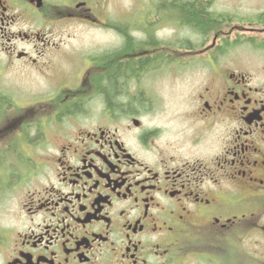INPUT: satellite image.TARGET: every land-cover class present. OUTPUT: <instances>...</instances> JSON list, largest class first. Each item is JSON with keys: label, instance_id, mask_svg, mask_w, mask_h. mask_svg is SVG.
Returning a JSON list of instances; mask_svg holds the SVG:
<instances>
[{"label": "flooded vegetation", "instance_id": "obj_1", "mask_svg": "<svg viewBox=\"0 0 264 264\" xmlns=\"http://www.w3.org/2000/svg\"><path fill=\"white\" fill-rule=\"evenodd\" d=\"M122 5L0 0V264H264V10Z\"/></svg>", "mask_w": 264, "mask_h": 264}, {"label": "rangeland", "instance_id": "obj_2", "mask_svg": "<svg viewBox=\"0 0 264 264\" xmlns=\"http://www.w3.org/2000/svg\"><path fill=\"white\" fill-rule=\"evenodd\" d=\"M109 1L114 2V3H121V4H123L122 6L124 8H130L136 0H109ZM210 2L212 3L211 8H214L217 11H222V10L231 8L233 11L236 10L237 13H239L241 15H243L244 13L255 14V13H258V12L264 10V0H210ZM172 28L174 29L173 26H171V29ZM182 30L186 31L185 34H186V36H189L191 41L194 38L193 42L195 43V35L191 31V28L187 25ZM171 33H172V37H173V45L174 46H175V44L178 45V42L174 43V35H175L174 30ZM89 37H90V31L84 32V38H89ZM243 48L252 54V49L248 45H245ZM238 54L243 57L245 55V52L240 51V52H238ZM261 61H259V62H261ZM190 65L195 66L196 64L191 63ZM188 71H191V70H188ZM6 77L11 81L12 86L16 82H19L21 84V86H23V83H25L22 79H20V77L14 76V73H7ZM159 84H161V86L165 87V85H167L168 83H166V80H163ZM188 89H190V86H188ZM23 91H25V90H23ZM20 96L24 97L25 93H21Z\"/></svg>", "mask_w": 264, "mask_h": 264}, {"label": "bare ground", "instance_id": "obj_3", "mask_svg": "<svg viewBox=\"0 0 264 264\" xmlns=\"http://www.w3.org/2000/svg\"><path fill=\"white\" fill-rule=\"evenodd\" d=\"M184 12V11H183ZM203 28H205V27H203Z\"/></svg>", "mask_w": 264, "mask_h": 264}]
</instances>
